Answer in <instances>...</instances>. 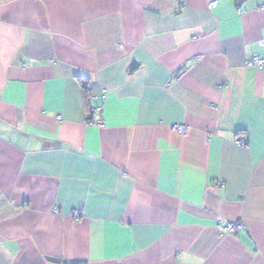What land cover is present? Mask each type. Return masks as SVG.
<instances>
[{
    "label": "crops",
    "instance_id": "1",
    "mask_svg": "<svg viewBox=\"0 0 264 264\" xmlns=\"http://www.w3.org/2000/svg\"><path fill=\"white\" fill-rule=\"evenodd\" d=\"M212 1L0 0V264H264V0Z\"/></svg>",
    "mask_w": 264,
    "mask_h": 264
},
{
    "label": "built area",
    "instance_id": "2",
    "mask_svg": "<svg viewBox=\"0 0 264 264\" xmlns=\"http://www.w3.org/2000/svg\"><path fill=\"white\" fill-rule=\"evenodd\" d=\"M217 4V0H213L210 4H209V8H213L214 6H216ZM249 66H257V67H263L264 66V58H262L261 56H255L254 58L248 60V62L246 63ZM101 109H99L100 111ZM177 130L181 133H184L186 131L185 126L182 125H177L176 126ZM236 143L240 146H246V141L239 139L236 141ZM74 216L78 217V213L75 212L73 214ZM241 228V224L239 222H228L227 224L224 225V230L227 231H237Z\"/></svg>",
    "mask_w": 264,
    "mask_h": 264
},
{
    "label": "trees",
    "instance_id": "3",
    "mask_svg": "<svg viewBox=\"0 0 264 264\" xmlns=\"http://www.w3.org/2000/svg\"><path fill=\"white\" fill-rule=\"evenodd\" d=\"M136 68L137 67L135 65H133L131 72L135 71ZM79 82L82 86L83 98H84L85 102L87 103L89 98H90V82L84 78H79ZM76 264H86V263H76Z\"/></svg>",
    "mask_w": 264,
    "mask_h": 264
},
{
    "label": "water",
    "instance_id": "4",
    "mask_svg": "<svg viewBox=\"0 0 264 264\" xmlns=\"http://www.w3.org/2000/svg\"><path fill=\"white\" fill-rule=\"evenodd\" d=\"M50 261L52 262H60V260L56 259V258H48Z\"/></svg>",
    "mask_w": 264,
    "mask_h": 264
}]
</instances>
